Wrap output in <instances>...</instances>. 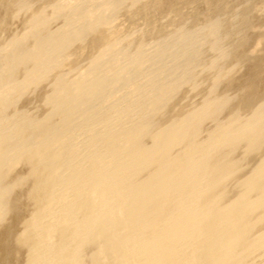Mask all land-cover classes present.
Returning <instances> with one entry per match:
<instances>
[{"label":"bare ground","instance_id":"obj_1","mask_svg":"<svg viewBox=\"0 0 264 264\" xmlns=\"http://www.w3.org/2000/svg\"><path fill=\"white\" fill-rule=\"evenodd\" d=\"M0 264H264V0H0Z\"/></svg>","mask_w":264,"mask_h":264}]
</instances>
